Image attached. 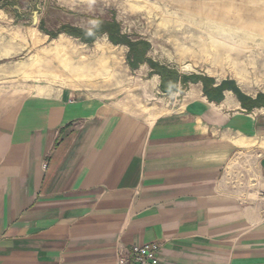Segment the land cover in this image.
<instances>
[{
  "label": "crops",
  "instance_id": "crops-1",
  "mask_svg": "<svg viewBox=\"0 0 264 264\" xmlns=\"http://www.w3.org/2000/svg\"><path fill=\"white\" fill-rule=\"evenodd\" d=\"M5 58L0 264H116L148 241L166 264H264V109L220 82L215 97L175 90L162 111L124 85L20 91Z\"/></svg>",
  "mask_w": 264,
  "mask_h": 264
},
{
  "label": "rangeland",
  "instance_id": "rangeland-1",
  "mask_svg": "<svg viewBox=\"0 0 264 264\" xmlns=\"http://www.w3.org/2000/svg\"><path fill=\"white\" fill-rule=\"evenodd\" d=\"M1 53L19 69L20 91L124 85L142 110L162 111L189 84L215 97L220 82L264 109V0H0ZM252 142L263 154L264 142Z\"/></svg>",
  "mask_w": 264,
  "mask_h": 264
},
{
  "label": "built area",
  "instance_id": "built-area-1",
  "mask_svg": "<svg viewBox=\"0 0 264 264\" xmlns=\"http://www.w3.org/2000/svg\"><path fill=\"white\" fill-rule=\"evenodd\" d=\"M161 247L156 241H148L129 248H120L116 264H166L160 256Z\"/></svg>",
  "mask_w": 264,
  "mask_h": 264
},
{
  "label": "trees",
  "instance_id": "trees-1",
  "mask_svg": "<svg viewBox=\"0 0 264 264\" xmlns=\"http://www.w3.org/2000/svg\"><path fill=\"white\" fill-rule=\"evenodd\" d=\"M98 33H100V32H98ZM109 37H110V39H111V41H113L114 43H124V37H122V36H118V37H115V35H114V32H109Z\"/></svg>",
  "mask_w": 264,
  "mask_h": 264
}]
</instances>
